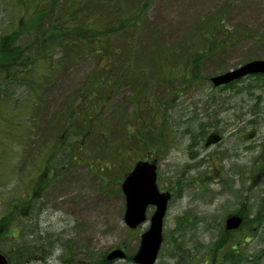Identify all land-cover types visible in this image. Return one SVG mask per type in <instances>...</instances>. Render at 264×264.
I'll list each match as a JSON object with an SVG mask.
<instances>
[{
  "label": "rangeland",
  "instance_id": "374dc122",
  "mask_svg": "<svg viewBox=\"0 0 264 264\" xmlns=\"http://www.w3.org/2000/svg\"><path fill=\"white\" fill-rule=\"evenodd\" d=\"M39 1L0 0V38L24 18L17 44L27 52L21 79L0 81V192L19 185L26 194L23 216L10 220L21 238L9 248L32 246L25 264H139L132 257L150 220L128 226L121 185L148 159L160 190L173 193L155 264H211L223 246L228 264H264V77L210 80L264 59V0H124L144 9L132 51L115 57L122 78L104 84L89 119L67 122L69 103L86 105L79 97L105 75L104 54L66 50L58 31L36 35L50 3L30 7ZM211 132L221 140L208 143ZM238 211L245 224L226 240L225 218ZM118 247L125 257L108 259Z\"/></svg>",
  "mask_w": 264,
  "mask_h": 264
},
{
  "label": "trees",
  "instance_id": "16d2710c",
  "mask_svg": "<svg viewBox=\"0 0 264 264\" xmlns=\"http://www.w3.org/2000/svg\"><path fill=\"white\" fill-rule=\"evenodd\" d=\"M42 2L49 4H47L48 6L45 9L43 8L39 11V19L36 20L37 27L34 30L36 35L41 37L40 34L43 32L58 31V38L63 39L62 43H64L66 50L79 53L84 51L88 52V54L99 52L104 54L99 64L105 70V75L94 77L89 87V92L79 97L80 100L85 97L86 105L83 107L76 106L74 105L75 100H73L63 112L66 122L69 117L76 119L77 116H80L85 121V119L91 117L92 111L97 109L96 100L102 92L104 84L108 83L110 85L122 78L120 75L121 64L115 57L129 55L135 46L136 36L142 31L139 13L142 12L144 6L138 4L135 8L131 7L129 9L124 0H41L36 4H30V7H40ZM104 7L105 11L102 10ZM139 19L140 24H137ZM24 25V18H21L17 27H24ZM17 27L10 33L6 32L0 38L1 82L7 80L13 82L16 79H21L20 76H22L24 71L22 63L23 58L27 57V52L23 45L17 44V36L22 32ZM35 43L40 46V42ZM202 59L203 56L195 58L192 67L185 66L186 70L195 69L196 71L197 68L195 67L200 64ZM44 63L45 61L41 59L40 68H43L46 74L53 73V68L45 69L49 62L47 64ZM51 65H53V62ZM182 71L180 69L179 75L182 74ZM116 73L117 76H114ZM135 75L139 74L133 73V76ZM183 75L187 76L188 72L183 71ZM46 76H43V78ZM257 76L264 77V74ZM138 77H141V75ZM131 78L133 77L131 76ZM235 82L237 81L227 86H231ZM0 87L5 88V85L0 84ZM129 132L135 137L138 144H142L143 140L132 127H130ZM128 138H131V136ZM26 259L28 261L30 257L26 255Z\"/></svg>",
  "mask_w": 264,
  "mask_h": 264
},
{
  "label": "water",
  "instance_id": "95a60500",
  "mask_svg": "<svg viewBox=\"0 0 264 264\" xmlns=\"http://www.w3.org/2000/svg\"><path fill=\"white\" fill-rule=\"evenodd\" d=\"M249 73H264V59H255L226 73L212 77L216 85L231 82ZM219 135L211 134L208 143L218 141ZM157 165L146 160L138 161L122 183V190L126 197L124 219L135 228L147 219V208L150 204L156 205L151 216L149 229L142 234L141 245L134 256L140 264H154L163 242V222L167 212L169 192H160L157 186ZM243 218L240 215H231L227 218V228L234 229L241 225ZM122 249H115L108 254V259L124 257ZM0 264H8L7 259L0 254Z\"/></svg>",
  "mask_w": 264,
  "mask_h": 264
},
{
  "label": "flooded vegetation",
  "instance_id": "af4514ba",
  "mask_svg": "<svg viewBox=\"0 0 264 264\" xmlns=\"http://www.w3.org/2000/svg\"><path fill=\"white\" fill-rule=\"evenodd\" d=\"M25 191H23L18 185L17 190L14 192H0V205L2 206L0 210V253L3 254L7 259L9 264H25V249L24 246L17 242L12 248L10 246V238H16L17 236L21 238L20 232L16 229L13 234H10L9 229H11L10 220H20V217L23 216L25 207ZM32 199V198H30ZM242 214H244L241 211ZM229 215V214H228ZM227 215V216H228ZM224 221V234L226 236V240L230 239L237 231L241 230L243 226L239 230H227L226 219ZM12 235V236H11ZM241 243H235L234 247L236 250L241 248ZM22 249L24 252L22 253ZM217 251V254H210L211 256V264H228L231 262L226 255H228V251L226 250V246L223 247H215L212 249V252ZM264 253V250H263ZM244 257L242 261H244ZM239 263V262H238Z\"/></svg>",
  "mask_w": 264,
  "mask_h": 264
}]
</instances>
